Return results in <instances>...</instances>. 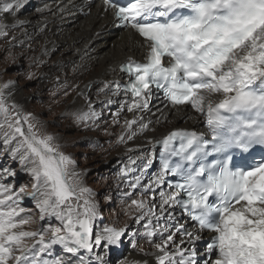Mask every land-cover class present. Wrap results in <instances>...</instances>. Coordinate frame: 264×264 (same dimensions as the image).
I'll list each match as a JSON object with an SVG mask.
<instances>
[{
  "label": "snow or ice",
  "instance_id": "1",
  "mask_svg": "<svg viewBox=\"0 0 264 264\" xmlns=\"http://www.w3.org/2000/svg\"><path fill=\"white\" fill-rule=\"evenodd\" d=\"M25 3L0 0V16L14 15ZM103 3L147 45L144 62H130L127 68L132 79L125 92L134 98L128 111L147 108L155 86L172 104L191 105L204 115L212 137L208 140L202 133L175 131L164 138L165 155L154 183H164L168 173L181 177L182 183L169 185L175 191L160 193L161 211L165 205L181 206L199 231L183 230V226L177 229L187 238L189 248L176 245L175 251L169 252V243L174 242L171 234L155 245L162 253L157 264H198L195 245L203 231L212 233L206 252L215 255L204 264H264V0H133L126 7L116 0ZM5 27L0 23V34ZM7 87L0 86V114L4 117L0 127L6 125L8 129L4 143L20 138L13 154L23 149L20 161L32 164L29 171L37 181L34 188L45 189L37 207L42 217L45 213L55 215L63 228L21 230L29 219L21 217L24 209L17 210L13 197L7 195L10 190L3 189L0 264H29L30 257L31 264H38L35 257L56 244L70 253L79 249L91 252L101 241H106L105 248L119 247L125 228L106 227L93 241L92 221L97 211L85 198L90 190L81 187L76 194L67 180L70 158L57 151L51 136L42 137L33 130L30 114L21 117L17 112L15 119L10 117L3 93ZM87 116L85 113L78 118ZM135 123L126 121L128 127ZM140 127L142 130L147 125ZM233 153L242 155L243 162L230 164ZM172 157L177 158L174 165L170 163ZM209 157L213 158L211 163L207 162ZM74 196L75 206L71 202ZM132 204L145 209L142 201L133 200ZM149 214L156 216L149 208L137 222ZM49 231L51 237L46 241ZM61 231L65 234L58 235ZM26 240L34 243L29 245ZM184 243L182 239L181 245ZM37 245L39 252L35 251ZM96 260L102 262L103 257L96 256Z\"/></svg>",
  "mask_w": 264,
  "mask_h": 264
},
{
  "label": "bare ground",
  "instance_id": "2",
  "mask_svg": "<svg viewBox=\"0 0 264 264\" xmlns=\"http://www.w3.org/2000/svg\"><path fill=\"white\" fill-rule=\"evenodd\" d=\"M25 5L31 7V11L24 17H18L17 15L24 10ZM25 5L14 15L0 16V23L6 25L3 34H0V40L10 38L15 45H28V49L20 53L9 49L6 54L13 55L12 57L24 54L29 61L42 45L40 61L33 68H28L25 75L39 74L43 78V82L38 84L34 92L44 95L42 89L49 90L48 95L50 94L51 98L45 103V109L51 112L48 114L58 113L62 117L59 121L62 127L71 126L78 129V140L83 138L90 141L87 144L89 149L96 145L102 136L107 137L110 140L108 147L103 146L92 158L97 159L99 155L106 159L113 157L116 162L124 164V167L121 166L122 169L126 168L135 172L133 178L143 181V188L153 191V194L149 196L148 203L145 200L142 201L145 203V209L134 211L140 216L151 208L152 202L154 206H157L155 217L158 220L165 218L173 223L169 227L164 225L159 231L164 240L170 234L173 235L174 242L169 243L167 250L175 251L176 245L189 248L187 238L183 237L181 231L177 229L180 226L188 231H199V229L197 226L194 228L193 222L178 209V205L171 207L165 205L164 211H161L160 193H170L172 190L163 183H154L161 172L155 160L158 154L155 143L173 129H202L205 126V116L192 109L191 105H174L167 102L154 90L149 96L147 108L128 111L134 98L121 89L128 76L120 67L126 63L144 61L147 45L131 27L117 26L113 10L106 8L103 0H26ZM22 24L26 25V30H21L18 35L11 32L13 27ZM40 37H45L42 44L37 40ZM58 49H61V55L66 52H69V55L58 57L59 60L50 65L47 70H43L45 68L42 69L41 63L46 62L45 56ZM2 81L0 80V84ZM56 93L60 94L57 98L54 97ZM26 94L28 93L11 84L4 96L7 102L16 106L27 104V109L35 108L34 103H27ZM69 98L71 100H68ZM100 104L104 107L110 104L114 108L109 119L98 120L100 115L105 114L103 109L94 107ZM93 112L97 115L92 116ZM85 113L88 114L87 118H78ZM2 120L3 116L0 117V123ZM129 120H135L136 123L128 127L126 121ZM33 123L36 127L41 126L40 119H35ZM141 124H146L147 127L141 130ZM129 136H132V139H129ZM76 137L77 135H71L66 136V139L73 140ZM1 140L0 136V149L2 147L5 150L10 143L6 145ZM12 150L9 151L11 157H18ZM20 152H23V149ZM18 161L22 164L20 158ZM139 170H141V176H138ZM17 172L26 176L31 175L29 168L24 165L18 167ZM0 175L7 177L3 170L0 171ZM40 193L35 192L37 195L34 201L38 200ZM169 216L172 218L170 219ZM200 235L202 239L195 245L198 253L196 260L198 264H204L206 260L215 258L214 254L210 256L206 252L212 233L203 231ZM182 239L185 243L181 245ZM163 241L158 244H162ZM62 247L65 251L61 257L70 264H86L88 252L84 253L85 256L82 259L79 255L80 250L70 253L63 245ZM145 249V253H133L127 256L123 264H131V262L157 264V259L162 253L155 246Z\"/></svg>",
  "mask_w": 264,
  "mask_h": 264
},
{
  "label": "rangeland",
  "instance_id": "3",
  "mask_svg": "<svg viewBox=\"0 0 264 264\" xmlns=\"http://www.w3.org/2000/svg\"><path fill=\"white\" fill-rule=\"evenodd\" d=\"M23 8L24 10L19 12L17 15L18 17H24L31 11V7L29 8L27 5ZM26 28L27 27L24 24L17 25L12 28L11 32L18 35L21 30H26ZM37 40L42 44V41H45V37H40V39ZM12 41L13 39L10 38L0 40L2 46V48L0 46V80H3L0 86L7 84L9 87L11 84H14L21 89V91L28 93L26 94L28 100L27 103L32 102L36 106L33 109H27L28 106L26 107V104L25 106H16L15 109H12L11 106L13 104L6 100L10 109V117L15 119L16 113L18 112L21 117L30 114V122L32 124H34L33 121L35 119H40L41 126L36 124L38 128L34 126V130L37 129L35 132L42 137L51 136V143L57 148V151L70 158L71 164L68 165L67 168V172L69 173L67 175L68 182L72 185L77 195H79V189L81 187L89 189L90 194L85 198L89 199L96 205L97 215L92 221V238H94L97 233H103L106 227L126 229L125 235L122 237L123 243L119 247L109 246L108 248H105L104 245L106 241H101V244L93 247L91 252L79 249V255L83 259L85 256L84 253L88 252V256L85 260L86 264H123V261L127 256L129 257L133 253H145L146 247L153 248L155 245L162 242L164 237L159 234L161 227L164 225L169 227L172 226L173 223L165 220V218L163 220H158L157 217H153L150 214L137 222L138 213L134 211L137 208L132 204L133 200H145V202L148 203V198L153 194V191L143 188L144 183L140 179L139 183H137V179L133 178L135 172L133 173L126 168L122 169L121 166L124 167V164L116 162L115 158L112 157L106 159L100 155L97 159L92 158L97 155L96 153L102 149L103 146L106 148L108 147L107 144L110 143V140L107 137L102 136L97 141L98 143L89 149L87 148V144L90 141L83 138L78 140V129L71 126L62 127L59 125V121L62 117L59 116L58 113H55L56 115H54V113L51 115L48 114L51 112L45 109V103L51 98L50 94L48 95L49 90H44L43 88L42 93L44 95H38V93L34 92L38 84L43 82V78L39 74L33 76L25 75V71L28 68H33L40 61L39 57L41 56L42 45L39 47V50L35 52L34 57L27 61L24 54H19L14 57H12L13 55L6 54L9 49H13L19 53L28 49V45H15ZM61 54V49L55 50L49 55L47 54L45 56L46 62L43 61V63H41L42 69L45 68L43 70H47L49 66L54 64L59 58L68 56L69 52H66L63 55ZM8 87L3 89L4 93ZM59 96V93L54 95L56 98ZM68 100H71V98ZM94 107L101 108L105 111V114L102 116L100 115L98 120L109 119L112 114L111 112L114 109L110 104L105 107L101 104L94 105ZM1 116L3 115H0V117ZM3 120L0 124H3ZM24 128L27 130L26 125ZM6 131H8L6 125L0 127L2 142H4V132ZM71 135H77V137L73 140L66 139V136ZM19 139L20 138L17 137L15 140L10 141V144L7 145L5 150L2 149V147L0 149V171L3 170L4 174L7 175L5 178L3 175H0V192L5 188L9 189L10 191L7 195L13 197V200L15 201L13 206L16 207L17 210L20 208L24 209L21 213V217L28 218L29 222L23 225L21 230L43 231L44 229H62L63 225L55 215H48L45 213L42 217V214L39 212L40 209L37 208V200L34 201L35 192L38 191L34 188L37 181L34 180L32 175L26 176L25 174L17 172V168L21 165H24L29 169L32 167L30 162L19 164L18 159L23 152L17 153L18 157H11V153H9L10 149L17 147ZM138 174V176H141V170H139ZM29 181H31V183H28ZM133 185H135V187H133ZM43 191H45L43 188L39 190V192ZM0 198L3 197L0 196ZM43 198L44 197L41 195L38 197V199ZM71 202L74 206L76 205L77 201L75 196L72 198ZM79 203L82 204L83 200L81 199ZM150 204L151 208L154 209L156 213L157 206H154L152 202ZM149 221H151V223L149 227L146 228L145 225H148ZM145 222L146 224H144ZM149 231L152 232L151 236L148 235ZM64 234L63 231L58 233V235ZM50 237L51 231L45 234V240L47 241ZM25 243L31 245L34 241L26 240ZM35 251L39 252L38 245L36 246ZM64 251L62 245H52L46 252L41 253L39 256L35 257V259L38 261V264H43L44 261H48L49 264H52L55 260L62 261V264H70L67 260L61 257ZM96 256L103 257V261L96 260ZM31 261L32 257L29 258V264H31Z\"/></svg>",
  "mask_w": 264,
  "mask_h": 264
}]
</instances>
